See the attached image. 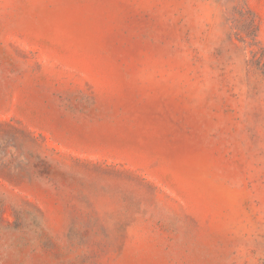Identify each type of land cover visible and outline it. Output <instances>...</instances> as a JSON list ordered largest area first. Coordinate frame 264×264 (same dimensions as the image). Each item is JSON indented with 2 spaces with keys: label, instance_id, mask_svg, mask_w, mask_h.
<instances>
[{
  "label": "rangeland",
  "instance_id": "rangeland-1",
  "mask_svg": "<svg viewBox=\"0 0 264 264\" xmlns=\"http://www.w3.org/2000/svg\"><path fill=\"white\" fill-rule=\"evenodd\" d=\"M0 264H264V0H0Z\"/></svg>",
  "mask_w": 264,
  "mask_h": 264
},
{
  "label": "trees",
  "instance_id": "trees-1",
  "mask_svg": "<svg viewBox=\"0 0 264 264\" xmlns=\"http://www.w3.org/2000/svg\"><path fill=\"white\" fill-rule=\"evenodd\" d=\"M92 234V235H98V231L97 230H94V229H86L85 232H84V239L85 240H90V237H86L88 234Z\"/></svg>",
  "mask_w": 264,
  "mask_h": 264
}]
</instances>
